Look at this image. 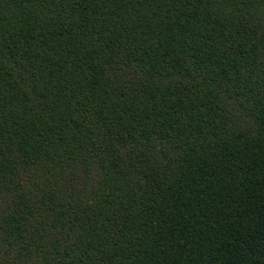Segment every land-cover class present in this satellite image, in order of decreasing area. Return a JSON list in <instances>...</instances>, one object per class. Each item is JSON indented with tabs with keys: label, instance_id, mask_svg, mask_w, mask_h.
Segmentation results:
<instances>
[{
	"label": "trees",
	"instance_id": "trees-1",
	"mask_svg": "<svg viewBox=\"0 0 264 264\" xmlns=\"http://www.w3.org/2000/svg\"><path fill=\"white\" fill-rule=\"evenodd\" d=\"M0 264H264V0H0Z\"/></svg>",
	"mask_w": 264,
	"mask_h": 264
}]
</instances>
